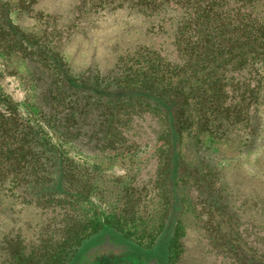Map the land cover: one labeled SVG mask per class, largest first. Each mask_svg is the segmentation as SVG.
Wrapping results in <instances>:
<instances>
[{
	"label": "rangeland",
	"instance_id": "374dc122",
	"mask_svg": "<svg viewBox=\"0 0 264 264\" xmlns=\"http://www.w3.org/2000/svg\"><path fill=\"white\" fill-rule=\"evenodd\" d=\"M5 1L12 24L35 44L54 49L73 78L112 91L132 86L152 71V49L162 50L167 59L157 68L161 82L166 86L181 79L173 68L178 58L170 25L147 27L148 20L133 10L106 12L90 7L88 0ZM231 5L242 7L258 26L264 24V0H231ZM262 65L257 73L249 67L239 75L251 87V110L239 124L190 99V122L182 132L180 159L174 161L166 119L148 109L139 115L136 103L121 111L113 138L102 146L67 139L44 96L55 89L56 72L0 39V114H13L5 117L10 119L6 140L14 146L23 139L11 135L26 134L30 126L45 139H36L44 145L34 152H62L67 171L49 174L45 190L50 198L34 195L29 186L39 172L28 169L26 158L8 161L1 171V154L0 264H71L80 245L101 231L100 236L116 231L149 252L173 210L179 230L169 264H264ZM4 128L0 121V136ZM25 138L30 140V134ZM109 245L95 247L84 264H98L94 258L109 249L122 254Z\"/></svg>",
	"mask_w": 264,
	"mask_h": 264
},
{
	"label": "trees",
	"instance_id": "16d2710c",
	"mask_svg": "<svg viewBox=\"0 0 264 264\" xmlns=\"http://www.w3.org/2000/svg\"><path fill=\"white\" fill-rule=\"evenodd\" d=\"M88 2L90 7L99 5L98 7L104 8L106 12L133 10L139 17L148 20L147 27L158 25L164 28L165 25H170V39H173L178 58L173 68L180 74L178 75L181 79L166 86L161 82L157 68L167 59L161 54L162 50L152 49H148L154 61L152 71L145 72L144 78L132 86H116L112 91L111 88L100 89L101 86L94 82L73 78L54 49L47 50L35 44L12 24L8 11L9 4L5 0H0V39L13 42L28 59L40 62L58 75L57 79L54 78L55 89H49L44 96L48 99L46 105L50 108V114L56 118L57 127L67 139L87 140L95 147L102 146L105 141L113 138L114 126L121 119L119 115L121 111L126 110V106L136 103L139 115L148 109L159 111L166 119L171 159L177 161L180 159L182 132L190 122V99L196 100L195 106L202 109L204 107L212 114H220L221 119L234 117L236 120L234 124H239L240 120L250 113L248 91L251 87H248L250 84L248 85L245 79H239V75L248 71L249 67L257 73L264 64V24L258 26L256 19L249 17L248 13L241 12L242 7L238 9L230 6L231 0H88ZM250 52L254 54L253 57L249 56ZM82 94L86 96L84 100L81 98ZM57 99L60 101L54 107ZM57 109L61 114L58 118L55 116ZM7 116L12 117L13 114H0V121L5 125L0 136V156L5 155L2 159L5 160V165L1 171H5L8 161L17 163L26 158L28 169L39 172V175H35L30 182V191L34 195L39 193L50 198L51 194L45 190L50 186L49 174L54 169L67 172L63 153L52 152L48 155L42 151L34 152V148L44 145L45 139L41 134L33 132L30 126L26 128V134L15 132L11 135V138L23 139L12 146L6 140L10 132V119H5ZM28 133L31 136L30 140L25 138L28 137ZM39 138L43 143L36 140ZM25 146L27 147L24 148ZM176 196V192L173 191L171 197L173 205L177 201ZM175 216L173 210L168 226H165L163 232L154 240L149 252L126 237L118 236L116 231H109L105 237L100 236L103 233L101 231L80 245L71 264H84L91 256L89 252L96 250L95 247L103 248L108 241L109 247L120 249L122 254L106 247L109 252L94 258V262L150 264L155 261L157 264H169L168 255L179 230ZM42 249L40 247L38 252ZM38 263L43 264L41 261Z\"/></svg>",
	"mask_w": 264,
	"mask_h": 264
}]
</instances>
